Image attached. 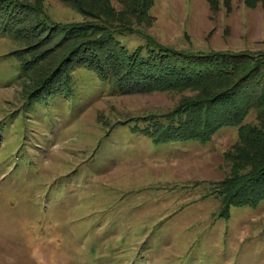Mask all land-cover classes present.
Listing matches in <instances>:
<instances>
[{"label": "rangeland", "instance_id": "rangeland-1", "mask_svg": "<svg viewBox=\"0 0 264 264\" xmlns=\"http://www.w3.org/2000/svg\"><path fill=\"white\" fill-rule=\"evenodd\" d=\"M18 1L37 5L53 26L15 9L16 30L0 28V264H264V200L221 215L218 189L239 127L207 141L156 142L145 131L202 97L201 86L169 88L185 58L264 55V0H133L138 9L117 0ZM91 21L130 28L118 40L131 54H148L156 41L172 74L123 88L75 59L67 83L62 75L60 88L32 96L63 51L55 26ZM201 62L188 65L200 71ZM257 117L252 109L244 123Z\"/></svg>", "mask_w": 264, "mask_h": 264}, {"label": "trees", "instance_id": "trees-1", "mask_svg": "<svg viewBox=\"0 0 264 264\" xmlns=\"http://www.w3.org/2000/svg\"><path fill=\"white\" fill-rule=\"evenodd\" d=\"M117 1L125 3L128 8L138 9L133 5V0ZM2 4L0 28L5 32L16 30L14 22L11 23L15 9L28 10L27 14L33 20L41 16V13L36 12L37 5H27V9V6L21 7L18 0H2ZM38 24V27L53 26L41 18ZM36 25L37 23L32 27ZM59 27L65 35L59 47L63 51L58 57L59 62L45 71L37 81V87L32 94L36 95V98L46 94L52 86L60 88L58 85L61 84L59 79H62V75L67 83L70 73L68 64L75 59L86 60L84 64L92 69L94 67L101 81L119 84L123 88L125 81L131 80L130 82L134 83L142 80L153 83L152 80L158 79L159 76L172 74V70H169L172 58L167 52L161 51L156 41L151 42L150 46L153 48H150L148 54L142 50L134 54L127 51L119 42L118 34L129 32L130 28L115 27L108 22L98 21L74 26H55L57 30ZM70 35L75 37L66 40ZM87 35L94 37L83 39ZM44 53H48V50H43L42 54ZM190 57L184 60L187 66L180 64L177 72L176 68L174 69L176 76H173L169 88L179 89L190 83L193 88L201 86L202 97L180 103L167 114L166 123L155 121L153 126L145 131L156 142L171 139L207 141L222 127H239V143L234 150L226 152V157L231 162L230 176L220 183L218 189L223 201L221 215L228 216L231 205H256L264 200V55L256 57L241 52L223 54L216 59L201 55L200 57H207L204 61L203 58L191 60ZM198 60L202 61V64L198 65L200 71L188 65ZM173 61L176 62L177 59L173 57ZM24 68L26 70L29 67L25 65ZM184 79L189 82H184ZM196 82L200 83L196 85ZM66 88L70 89L68 86ZM252 109L258 113L256 125L244 123L245 117Z\"/></svg>", "mask_w": 264, "mask_h": 264}, {"label": "clouds", "instance_id": "clouds-1", "mask_svg": "<svg viewBox=\"0 0 264 264\" xmlns=\"http://www.w3.org/2000/svg\"><path fill=\"white\" fill-rule=\"evenodd\" d=\"M37 264H47V261H45L42 257L37 260ZM54 264V262H53Z\"/></svg>", "mask_w": 264, "mask_h": 264}]
</instances>
